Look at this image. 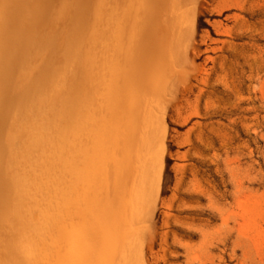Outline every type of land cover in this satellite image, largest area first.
Masks as SVG:
<instances>
[{
    "label": "rangeland",
    "instance_id": "obj_1",
    "mask_svg": "<svg viewBox=\"0 0 264 264\" xmlns=\"http://www.w3.org/2000/svg\"><path fill=\"white\" fill-rule=\"evenodd\" d=\"M129 1L130 10L112 30L101 23L107 13L83 21L88 12L79 0H0V259L6 260L7 248L23 261L38 262L15 240L22 229L15 220L19 200L8 155L13 140L3 133L4 116L21 117L20 96L59 60L45 47L72 19L100 42L76 76L86 88L106 91L101 77L115 55L126 59L132 79L121 98L103 92L94 106L92 126L126 147L121 179L107 182L116 200L98 229L102 247L69 234L65 246L94 253L97 264H264V0ZM123 33L128 43L117 54ZM93 59L98 66H91ZM106 109L126 126L109 124ZM98 165L92 166L101 170ZM105 231L110 239L102 237ZM6 238L12 246H5ZM105 242L115 250L107 251Z\"/></svg>",
    "mask_w": 264,
    "mask_h": 264
},
{
    "label": "bare ground",
    "instance_id": "obj_2",
    "mask_svg": "<svg viewBox=\"0 0 264 264\" xmlns=\"http://www.w3.org/2000/svg\"><path fill=\"white\" fill-rule=\"evenodd\" d=\"M87 2V0L78 2L79 6L85 5L84 9L88 12L82 15L83 21L92 18L91 15L107 13L108 17L104 16L101 23L108 24L112 30L117 29L119 23L123 21V15H126L130 10L129 0H107L108 6L116 4L115 10L111 7H98L93 2ZM111 10L117 11L118 14L111 13ZM121 14L123 15L121 16ZM70 20L72 23L69 24V27L64 28L66 31H58L56 38L53 36L55 40L53 39L51 43L49 41L50 46L48 47L47 44L45 47L52 51L50 53L49 49L46 50L48 54L53 55L52 58L59 59L57 62L54 60L56 64L53 66L48 64L50 66L49 75L43 76L44 79L42 77L38 82L36 81L35 86L28 92L23 86L22 88L26 92L24 94L21 92L23 95L20 93L22 97L17 95L21 98L16 106L21 112V117L16 118L15 113L14 115L8 113L4 116L3 133L13 140V146L9 148L8 155L10 171L13 175L12 186L15 196L19 200L18 210L16 211L14 208L17 212L15 220L22 229L21 232H16L15 240L20 245L21 251L38 259L36 264H83V260H89L88 264L98 263L94 253L85 251V249L81 250L82 248L73 249L65 246V235L69 234L71 237L80 235L84 240H91L95 246L100 248L101 245L102 247L101 230L98 229L103 222L106 207L112 205L116 200L111 197V192V196L109 195L107 182L114 179L117 183L118 179H121L119 175L122 170L120 171L119 168L123 159L121 161L120 159L124 158L126 148L125 145L116 146L107 136L106 129L95 128L92 123L94 119H97L98 114L94 109L95 103H98L99 98L103 97V92L108 97H122L128 81L132 79L129 77L131 70L128 68V63L124 57L112 56L106 64L108 69L101 77V85L103 83L106 91L99 92L93 88H86L83 80L76 76L82 71L86 61L95 56L96 53L91 51V48L94 49L97 44L100 45V42L95 37H90V34L80 26L75 25L74 20ZM121 40L119 45L115 44L117 48L113 50L117 54H120L128 43L125 33ZM61 44L64 46L61 47ZM89 49L90 51L86 52ZM22 53L25 54V52ZM49 59L51 60V58ZM93 62L90 63L91 66H98L96 59H93ZM43 64L40 65L42 68L37 66L36 69H43ZM30 71L28 69V72ZM47 71L49 70L47 69ZM33 74L31 73V75ZM35 76L37 78V74ZM35 76L33 75V77ZM25 83L27 81H24V85ZM75 86L82 92L80 96L75 91ZM3 97L8 99L7 96ZM10 99L14 100L13 97ZM76 104L83 107L76 110L74 107ZM9 105L11 104L8 103V107ZM105 118L109 124H113L115 127L126 126L125 121L121 125L120 117H112L107 109ZM84 134L98 140V144L95 145ZM58 138L72 140L73 147H62L56 141ZM121 139L123 140V137ZM98 145L102 146V150H97ZM6 157L8 156L6 155ZM94 163H98L101 170L93 168ZM122 166L126 167L125 164ZM97 178L102 181L100 186H97L98 183H101L100 181L96 183ZM76 195H79L80 199H77ZM49 213H52V216ZM107 218L105 217L106 221L104 222L106 226H108ZM107 234L105 231L102 237L106 235L110 239L112 236ZM50 239L55 243L64 244L65 249L53 247L50 244ZM118 239L120 237L113 239L112 243H117ZM11 242L9 238L4 240L6 247L11 245ZM105 244H108L107 251L109 248L110 251L115 250L113 244H109V242H105ZM19 254L11 249H4L6 260L0 259V264L32 263L23 261Z\"/></svg>",
    "mask_w": 264,
    "mask_h": 264
}]
</instances>
